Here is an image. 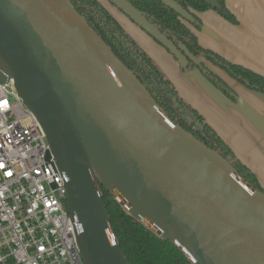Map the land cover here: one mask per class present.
<instances>
[{"label": "water", "instance_id": "1", "mask_svg": "<svg viewBox=\"0 0 264 264\" xmlns=\"http://www.w3.org/2000/svg\"><path fill=\"white\" fill-rule=\"evenodd\" d=\"M109 1L181 66L195 59L130 0ZM161 1L194 22L177 0ZM0 80L14 81L69 177L85 264H128L98 179L194 264H264V193L168 118L69 0H0Z\"/></svg>", "mask_w": 264, "mask_h": 264}, {"label": "trees", "instance_id": "2", "mask_svg": "<svg viewBox=\"0 0 264 264\" xmlns=\"http://www.w3.org/2000/svg\"><path fill=\"white\" fill-rule=\"evenodd\" d=\"M69 1L85 22L141 80L168 118L222 156L248 184L261 190L256 177L240 162L228 144L179 95L163 71L98 0ZM130 1L172 42L182 44L194 56L195 59H189L183 69L196 67L208 80L232 96L225 82L204 62L198 60L201 56L224 68L231 76L248 86L264 92V75L227 61L213 50L203 47L198 40L195 31L201 27L198 12L214 9L228 21L237 23L236 16L228 8L225 0H218L220 8H213L203 0H177L193 15L194 22L182 18L161 0ZM98 185L114 236L128 264H194V261L177 244L164 238L150 224L130 212L120 199L100 183L99 179Z\"/></svg>", "mask_w": 264, "mask_h": 264}, {"label": "crops", "instance_id": "3", "mask_svg": "<svg viewBox=\"0 0 264 264\" xmlns=\"http://www.w3.org/2000/svg\"><path fill=\"white\" fill-rule=\"evenodd\" d=\"M98 1L170 79L179 95L228 144L256 177L264 193V92L199 56L198 60L228 86L232 96L227 94L196 67L183 69L165 46L109 0ZM225 1L237 23L228 21L214 9L198 12L201 27L195 31L200 44L231 63L264 75V0Z\"/></svg>", "mask_w": 264, "mask_h": 264}, {"label": "built area", "instance_id": "4", "mask_svg": "<svg viewBox=\"0 0 264 264\" xmlns=\"http://www.w3.org/2000/svg\"><path fill=\"white\" fill-rule=\"evenodd\" d=\"M68 181L14 81L0 80V264H85Z\"/></svg>", "mask_w": 264, "mask_h": 264}, {"label": "rangeland", "instance_id": "5", "mask_svg": "<svg viewBox=\"0 0 264 264\" xmlns=\"http://www.w3.org/2000/svg\"><path fill=\"white\" fill-rule=\"evenodd\" d=\"M102 1V0H101ZM103 2H105L104 0H103ZM119 23V22H118ZM120 24V23H119ZM121 25V24H120ZM121 27L123 28V30L127 33V34H129L128 33V31L124 28V26H122L121 25ZM129 36H131L130 34H129ZM132 37V36H131ZM134 39V38H133ZM135 40V39H134ZM136 41V40H135ZM161 44V43H160ZM138 45V44H137ZM138 46H140V45H138ZM176 58V57H175ZM177 59V58H176ZM177 61H178V59H177ZM179 62V61H178ZM183 67V66H182ZM190 68H192V67H190ZM186 70V69H185ZM200 71V70H199ZM201 72V71H200ZM202 73V72H201ZM168 78V77H167ZM170 80V79H169ZM174 85V84H173Z\"/></svg>", "mask_w": 264, "mask_h": 264}, {"label": "flooded vegetation", "instance_id": "6", "mask_svg": "<svg viewBox=\"0 0 264 264\" xmlns=\"http://www.w3.org/2000/svg\"><path fill=\"white\" fill-rule=\"evenodd\" d=\"M174 55V54H173ZM175 56V55H174ZM176 57V56H175ZM178 92V91H177ZM194 129V128H193Z\"/></svg>", "mask_w": 264, "mask_h": 264}]
</instances>
